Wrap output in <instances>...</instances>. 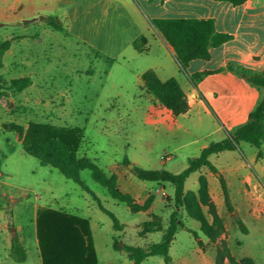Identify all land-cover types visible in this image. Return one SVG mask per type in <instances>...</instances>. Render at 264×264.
<instances>
[{
    "label": "rangeland",
    "instance_id": "374dc122",
    "mask_svg": "<svg viewBox=\"0 0 264 264\" xmlns=\"http://www.w3.org/2000/svg\"><path fill=\"white\" fill-rule=\"evenodd\" d=\"M48 26L44 20L24 31L0 30V53L3 43L12 45L9 53L0 56V264H42L36 215L45 208L89 221L97 264H133L127 252L113 249V242L142 248L159 242L175 205L169 184L138 180L130 171L132 165L179 173L189 158L199 155L200 146L219 142L223 135L214 131L212 119L199 108L174 117L145 88L135 85L131 71L161 63L167 67L162 78L175 76L187 102L192 99L190 82L157 36L151 38L149 52L148 38L138 37L140 53H148L133 60L127 52L125 68L120 70L112 64V55ZM23 77L30 78L32 85L21 92L11 88L13 79ZM31 123L81 129L77 156L92 160L108 176L116 174L120 191L136 203L142 205L152 197L149 208L132 213L126 204L111 198L89 170L80 173L87 192L58 170L41 165L24 151L19 135L10 128L16 124L26 129ZM260 150L263 157L253 162L258 149L240 143L236 155L243 167L231 171L222 156L210 159L225 177L232 211L225 206L216 176L207 168L189 176L186 206L178 208L184 227L172 242L171 264H215L216 247L223 242L235 259L264 264V141ZM124 159L132 164L127 166ZM201 183L206 184L207 195L225 225L216 244L208 242L200 223L189 213L201 211L212 221L208 207L200 203ZM101 209L112 213L117 222ZM189 230L198 235L205 250ZM14 237L23 249L22 261L10 255ZM141 264L164 262L153 256ZM225 264H229L227 259Z\"/></svg>",
    "mask_w": 264,
    "mask_h": 264
},
{
    "label": "trees",
    "instance_id": "16d2710c",
    "mask_svg": "<svg viewBox=\"0 0 264 264\" xmlns=\"http://www.w3.org/2000/svg\"><path fill=\"white\" fill-rule=\"evenodd\" d=\"M225 1L239 5L246 0ZM49 23L57 30L62 29L53 19H49ZM153 24L165 42L173 49L176 61L182 69H185L193 59L207 60L211 47L220 46L231 39L228 34L216 32L211 19H159L154 20ZM9 46V42L1 45V57ZM133 46L139 51L137 39L133 42ZM227 70L237 72L261 91V97L250 112L248 120L230 132L223 140L203 148L197 157L189 158L186 168L179 173H172L165 169H144L136 165H132L130 168L138 180L169 184L173 188L175 205V210L171 212L169 223L159 242L152 243L146 248L125 243L119 245L116 240L113 242V249L127 252L133 264H141L145 259L153 256H160L164 264H171L170 248L172 242L178 229L184 227L178 217V208L186 206L185 183L191 174L201 168H207L210 173L216 176L223 193L225 206L228 211L233 210L227 183L216 166L209 161L211 155L223 151H233L243 142L258 149L257 159L263 157L260 149L264 141V70L257 73L232 65H228ZM208 74L211 72L197 73L191 77V81L196 84ZM141 80L147 92L161 106L170 110L174 117L184 115L188 111L189 105L186 96L174 78L161 81L153 71L148 70L141 75ZM30 84L31 79L28 77L13 79L10 82L11 88L17 92L23 91ZM201 98L203 99L202 96ZM10 128L19 135L23 149L28 155L38 159L41 165L58 170L66 179L75 182L83 190L89 192L80 177V173L83 170H89L91 177L107 190L111 198L126 204L132 213L146 211L149 208L152 197H149L142 205L136 203L130 195L120 191L116 174L108 176L92 160L77 156L76 152L83 137L81 129L61 128L42 123H31L26 129L20 125L11 124ZM123 163L127 166L132 164L127 159H124ZM199 198L200 203L208 207V213L212 219L211 223L206 220L201 211H189V213L194 220L200 223V230L208 242L216 244L225 233V225L216 205L207 195L205 183H201ZM101 210L108 214L114 223L117 222L112 213L105 209ZM240 226L243 231L246 230L243 225ZM189 232L193 235L198 247L205 250L198 235L194 231L189 230ZM36 236L42 264H97L87 219L45 208L38 211L36 215ZM22 253L23 249L14 237L10 255L14 260L22 261L24 259ZM225 259L228 260L229 264H253L250 258L235 259L226 243L223 242L221 246L216 247L214 263L225 264Z\"/></svg>",
    "mask_w": 264,
    "mask_h": 264
},
{
    "label": "crops",
    "instance_id": "0c3cea01",
    "mask_svg": "<svg viewBox=\"0 0 264 264\" xmlns=\"http://www.w3.org/2000/svg\"><path fill=\"white\" fill-rule=\"evenodd\" d=\"M49 19L55 20L62 28L57 30L49 23L50 30L66 31L96 50L112 55V64L120 70L125 68L123 61L127 59V52L130 54L128 58L133 60L149 52L153 35L158 37L168 56L180 68L173 49L159 36L153 21L211 19L215 31L228 34L231 39L220 46L211 47L207 60L193 59L182 69L193 93L185 114L199 108L212 119L214 131L221 133L224 139L248 120L261 97L260 90L241 75L227 70V66L242 67L257 73L264 70V0H246L239 5L225 0H0V30L24 31L37 21ZM141 36L149 40L148 52L140 53L133 46V42ZM11 46L3 55L10 52ZM148 70L164 81L176 79L175 76L162 78L167 67L156 63L131 71L137 87L144 88L141 75ZM203 72L211 74L193 84L191 77ZM239 145L233 151L211 155L209 161L213 156L220 155L228 163L227 170L242 168L243 164L236 155ZM205 147L200 146L199 153ZM251 160L256 161L257 154Z\"/></svg>",
    "mask_w": 264,
    "mask_h": 264
}]
</instances>
